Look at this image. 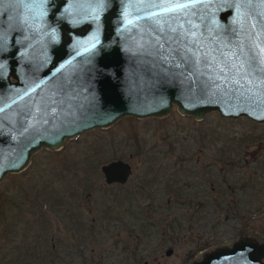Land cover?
I'll list each match as a JSON object with an SVG mask.
<instances>
[{"label": "water", "instance_id": "1", "mask_svg": "<svg viewBox=\"0 0 264 264\" xmlns=\"http://www.w3.org/2000/svg\"><path fill=\"white\" fill-rule=\"evenodd\" d=\"M261 49L264 0H0V178L121 116L264 121V76L225 67L259 65ZM99 169L106 184L131 172ZM186 264H264V242L240 235Z\"/></svg>", "mask_w": 264, "mask_h": 264}, {"label": "rangeland", "instance_id": "2", "mask_svg": "<svg viewBox=\"0 0 264 264\" xmlns=\"http://www.w3.org/2000/svg\"><path fill=\"white\" fill-rule=\"evenodd\" d=\"M116 158L131 172L106 184L99 167ZM16 203L0 264H186L240 235L264 242V121L121 116L3 174L10 220Z\"/></svg>", "mask_w": 264, "mask_h": 264}, {"label": "snow or ice", "instance_id": "3", "mask_svg": "<svg viewBox=\"0 0 264 264\" xmlns=\"http://www.w3.org/2000/svg\"><path fill=\"white\" fill-rule=\"evenodd\" d=\"M177 7H183V5H178ZM174 10L175 9H164L166 12ZM129 23H131V21H129ZM192 35L195 36V32H193ZM192 42L195 43L196 41ZM189 51H191V49H189ZM261 53H264V49H261ZM231 55L236 56L237 54L232 53ZM237 59L239 60V63L233 64L231 67H228V65L225 64V67L228 68V72L235 70V72L240 75L260 74L264 76V57H261V63L259 65L253 63L254 58H245L242 53L237 57Z\"/></svg>", "mask_w": 264, "mask_h": 264}, {"label": "trees", "instance_id": "4", "mask_svg": "<svg viewBox=\"0 0 264 264\" xmlns=\"http://www.w3.org/2000/svg\"><path fill=\"white\" fill-rule=\"evenodd\" d=\"M52 172H54V171H52ZM56 174V173H55ZM37 192V191H36ZM28 203H30V201H28ZM2 204V203H1ZM18 204L19 203H16V204H14L13 206H14V212H15V214L13 215V217H11V219L12 218H14L15 217V219H12V220H10V215H9V212H8V210H3V207L4 206H2V205H0V211H1V213H0V221H19L18 220V218L21 216V213L19 212V210H18ZM29 205V204H28ZM6 207V206H5ZM2 209V210H1ZM5 214H6V216H5ZM6 218V220H4ZM17 218V219H16ZM9 232H6V233H4L3 235L4 236H7V234H8ZM10 237V236H9ZM9 237H7V238H9ZM9 240V239H8ZM7 240V241H8ZM18 246V245H17Z\"/></svg>", "mask_w": 264, "mask_h": 264}]
</instances>
